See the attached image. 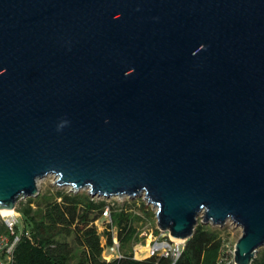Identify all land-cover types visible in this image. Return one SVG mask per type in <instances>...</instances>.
<instances>
[{
  "label": "water",
  "instance_id": "water-1",
  "mask_svg": "<svg viewBox=\"0 0 264 264\" xmlns=\"http://www.w3.org/2000/svg\"><path fill=\"white\" fill-rule=\"evenodd\" d=\"M145 196L264 248V0H0V211L38 181Z\"/></svg>",
  "mask_w": 264,
  "mask_h": 264
},
{
  "label": "trees",
  "instance_id": "trees-1",
  "mask_svg": "<svg viewBox=\"0 0 264 264\" xmlns=\"http://www.w3.org/2000/svg\"><path fill=\"white\" fill-rule=\"evenodd\" d=\"M55 193L42 194L19 203L17 212L30 237L23 236L16 251L14 264H233L225 262L224 229L198 223L192 238L185 242L180 257L155 254L138 259L131 252L137 239L135 222L140 219L124 209L112 210V224L105 231L106 245L113 244L117 230L122 257L110 261L103 257L104 246L94 222L101 216L106 201L92 199L85 192L68 194L58 187ZM7 232L0 220V235ZM159 229L156 235L160 234ZM252 264H264V248Z\"/></svg>",
  "mask_w": 264,
  "mask_h": 264
},
{
  "label": "rangeland",
  "instance_id": "rangeland-1",
  "mask_svg": "<svg viewBox=\"0 0 264 264\" xmlns=\"http://www.w3.org/2000/svg\"><path fill=\"white\" fill-rule=\"evenodd\" d=\"M56 177L54 175H49L41 180L38 181V189L39 192L42 194H50L55 193V185ZM60 188V187H58ZM66 191L65 188H60ZM80 192L87 193V190H81ZM28 198L22 199L19 203H24L27 201ZM107 203L112 205L113 209H124L127 212H133L137 216L140 217L139 220L135 222V228L137 230L138 236L137 239L131 245V252L136 258H143L148 257L151 246L153 242H171L172 244H179L181 247L185 244L184 241L180 243L174 242L168 233L161 232L160 234L156 235V230L158 229L157 226V217H156V208L153 205H147V203L143 200V197L136 198V199H128L126 197H115V198H102ZM17 204V206L19 205ZM16 210L13 214H4L3 211L0 213V220L4 223L8 219H15L18 221L17 228L18 232H21L23 226V219ZM203 223L202 216L199 217L198 223ZM101 223V222H100ZM205 224V223H203ZM212 225V224H210ZM218 227V226H215ZM224 229L223 236L225 238V247H224V261L228 263L230 258L233 257L232 252L234 251L235 245L239 238L242 235V230L238 227L235 223L231 220L227 221L223 227ZM105 229L101 230V234L103 236V245L106 244V237H105ZM112 233L117 236V230L114 228ZM122 254V253H121ZM112 260V258H111Z\"/></svg>",
  "mask_w": 264,
  "mask_h": 264
},
{
  "label": "built area",
  "instance_id": "built-area-1",
  "mask_svg": "<svg viewBox=\"0 0 264 264\" xmlns=\"http://www.w3.org/2000/svg\"><path fill=\"white\" fill-rule=\"evenodd\" d=\"M56 181H57V178H56ZM55 185H56V182H55ZM65 189H66V193L68 194H76L80 192L72 187H65ZM87 194L92 199H102L98 197H92L88 190H87ZM142 197H143V200L147 203V205H149L145 196H142ZM126 198L130 199L129 197H126ZM112 210H113L112 205L107 203L103 209L101 216L94 222V225L97 228L99 234H101V230H104V229L109 230L108 227L109 225L112 224V217H111ZM17 223L18 221L15 219H8L4 222V224L7 227V232L0 235V264H14L15 251H16V248L20 240L22 239L23 236L30 237V232L24 227V225L22 226L21 232H18L19 230L17 228ZM151 247H152V251L149 253L148 257L159 253L164 256L171 255L175 261L180 257L181 250H182V247L179 244H172L171 242L155 241L153 242ZM112 255H118V257H122V255L120 254L119 240L117 236L114 234H113V244L111 246H107L105 244L104 252H103V257L106 260L109 259L110 256ZM232 255L233 257L231 259L233 260V264H234V251L232 252Z\"/></svg>",
  "mask_w": 264,
  "mask_h": 264
},
{
  "label": "bare ground",
  "instance_id": "bare-ground-1",
  "mask_svg": "<svg viewBox=\"0 0 264 264\" xmlns=\"http://www.w3.org/2000/svg\"><path fill=\"white\" fill-rule=\"evenodd\" d=\"M3 211V213L4 214H8V215H10V214H13L15 211H13V210H1L0 211V213ZM172 240L174 241V242H176V243H180L182 240H177V239H174V238H172ZM152 251V247H151V250H150V252Z\"/></svg>",
  "mask_w": 264,
  "mask_h": 264
},
{
  "label": "crops",
  "instance_id": "crops-1",
  "mask_svg": "<svg viewBox=\"0 0 264 264\" xmlns=\"http://www.w3.org/2000/svg\"><path fill=\"white\" fill-rule=\"evenodd\" d=\"M103 244H104V243H103ZM103 246H104V245H103ZM120 254H121V252H120ZM121 255H122V254H121ZM111 258H112V259L118 258V255H112V256H110V258L107 259V260L110 261ZM143 258H146V257H143ZM143 258H138V259H143Z\"/></svg>",
  "mask_w": 264,
  "mask_h": 264
}]
</instances>
